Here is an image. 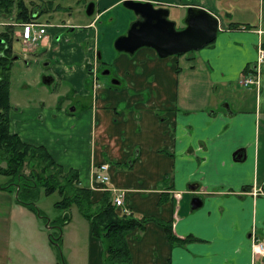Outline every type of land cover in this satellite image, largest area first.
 Returning <instances> with one entry per match:
<instances>
[{
  "label": "crops",
  "instance_id": "obj_1",
  "mask_svg": "<svg viewBox=\"0 0 264 264\" xmlns=\"http://www.w3.org/2000/svg\"><path fill=\"white\" fill-rule=\"evenodd\" d=\"M142 1L168 11L201 6L218 18L217 36L199 50L165 58L149 47L120 53L112 47L114 36L100 56L112 80L96 92L86 90L88 83L84 89L82 75L76 79L78 73L70 69L73 90L87 96L76 117L87 114L88 123L87 166L79 185L98 201L104 190L92 170L106 162L109 185L125 190L128 213L154 219L126 235L132 264H264V251L253 253L251 240L254 234L264 245V66L259 91L238 83L253 68L264 27L246 28L249 23L239 20L232 21L242 24L238 28L222 25L225 0ZM97 2L89 29L122 0ZM124 17L132 22L136 15ZM50 40L44 37L41 45ZM190 184L197 189L190 191ZM254 189L260 191L253 194ZM193 196L202 200L195 210L190 209ZM0 215V264H9L11 223L25 236L31 231L26 217L33 222L35 213L0 189ZM155 219L171 221L173 233L184 241L170 244ZM86 231V250L77 255L74 249L67 264H102V242L92 236L89 222ZM24 245L33 247L27 258L35 264L37 244L30 238Z\"/></svg>",
  "mask_w": 264,
  "mask_h": 264
},
{
  "label": "rangeland",
  "instance_id": "obj_2",
  "mask_svg": "<svg viewBox=\"0 0 264 264\" xmlns=\"http://www.w3.org/2000/svg\"><path fill=\"white\" fill-rule=\"evenodd\" d=\"M23 1L28 9L36 14L40 13L33 22L46 24V31L39 40L25 44L22 40L23 25L15 20L16 7L13 6L11 14L0 15V33L6 31L8 25H13L11 36L14 58L9 70V128L28 143L45 145L63 173L75 171L78 180L82 182L88 159V123L84 122L87 114L82 117L83 120L76 117L85 110L87 96L76 94L73 90L70 69L78 73L76 79L82 75L81 83L84 89L89 84V89L86 90L90 93L95 71L98 87L109 84L112 79L110 74H102L106 68L97 59V53L101 56L114 36L127 31L131 22L125 21L124 15L131 14V10L125 8L122 2L116 3V7H110L95 22L94 27L89 29L86 24L93 19V15L88 16L85 9L88 3L93 2L96 3V12L98 0H53L51 4L47 0ZM168 8V19L176 29L182 28L185 9L175 6ZM260 9L261 0H225L220 11L222 25L226 27L232 21L239 20L261 26ZM46 36L51 37L50 42L41 45V39ZM193 51L195 50L188 52ZM48 75L54 80L50 84H44L42 77ZM123 167L130 168L125 164ZM30 170L26 165L25 172L29 173ZM5 181V177L0 175V182ZM8 193L15 202L16 191L11 189ZM62 199L63 195L58 190L45 193L43 187H39L35 205L41 216L34 212L33 222L26 217L28 228L31 227L30 232L27 230L30 236H24L23 230L14 222L11 223V248L7 252L9 264L29 263L27 253L32 256L33 247L24 245V240L30 238L39 248V253H35L31 259L35 264H67V256L74 249H78L77 255L78 252L84 253L87 248L88 221L76 204L73 203L68 209L56 205ZM65 213L69 214L71 223L67 227L62 226L58 234L54 224ZM2 225L0 218V226ZM48 234H52L54 238L61 236L59 245L50 243Z\"/></svg>",
  "mask_w": 264,
  "mask_h": 264
},
{
  "label": "trees",
  "instance_id": "obj_3",
  "mask_svg": "<svg viewBox=\"0 0 264 264\" xmlns=\"http://www.w3.org/2000/svg\"><path fill=\"white\" fill-rule=\"evenodd\" d=\"M47 2L51 4L53 0ZM13 6L17 10L15 20L19 23H28L40 16V13L36 14L28 9L23 0H0V15L11 14ZM261 23L264 27V0H261ZM241 25L232 22L230 26L238 28ZM244 26L253 27L249 24ZM12 31L13 25H8L7 30L0 33L3 37L0 38V175L6 179L5 182H0V189L7 191L14 189L16 202L34 211L38 216H41V213L35 201L39 187H43L45 193L58 190L63 195V199L56 205L68 209L73 203L76 204L82 216L89 222L92 236L101 240L102 264H132L126 235L134 229L142 231L145 224L154 219L137 218L130 213H117L111 193L108 191H104L98 201H92L90 189L79 185L75 171L63 173L62 168L45 146L25 142L17 133L10 132L9 70L14 58ZM26 165L31 168L29 173L25 172ZM69 220V214L65 213L54 224L58 234ZM155 221L164 229L170 244L184 241L173 233L171 221L156 219ZM60 239L61 236L54 238L52 234H48V240L52 244L59 245Z\"/></svg>",
  "mask_w": 264,
  "mask_h": 264
},
{
  "label": "water",
  "instance_id": "obj_4",
  "mask_svg": "<svg viewBox=\"0 0 264 264\" xmlns=\"http://www.w3.org/2000/svg\"><path fill=\"white\" fill-rule=\"evenodd\" d=\"M122 5L139 19L133 21L124 34L115 38L113 46L118 52L133 54L139 48L149 47L160 58L180 55L199 50L213 42L219 30L218 18L201 6H188L184 26L176 29L174 23L168 19V9L155 7L151 1L123 0ZM85 12L88 16L94 13L93 2L87 4ZM97 54L100 59V53ZM102 74L108 75L109 70L102 71ZM42 82L50 84L53 77L43 76ZM197 187L198 185H188L190 191H195ZM201 205L200 197L191 198L190 209L195 210Z\"/></svg>",
  "mask_w": 264,
  "mask_h": 264
},
{
  "label": "built area",
  "instance_id": "obj_5",
  "mask_svg": "<svg viewBox=\"0 0 264 264\" xmlns=\"http://www.w3.org/2000/svg\"><path fill=\"white\" fill-rule=\"evenodd\" d=\"M22 25H23L22 40L25 44L34 42L37 39L39 40L42 36V33H44L46 30V24L35 21L34 22L30 21ZM263 66H264V42L259 41L256 47V59H255L254 67L252 70L239 77L238 79L239 85L244 88H253L256 91H259L260 74ZM92 82H93L92 90L96 92L98 88V83L95 72L93 73ZM108 170H109V164L106 162H102L96 165V167L93 168L92 170L93 178L95 179V181H99L101 183L102 189L104 191H108L111 193L112 203L114 204V206L122 208V212L128 214V209L124 207L125 190L117 189L109 185L110 176ZM258 191L254 189L253 194H256ZM251 240H252L253 253L264 251L263 242L257 239V237L254 234H252Z\"/></svg>",
  "mask_w": 264,
  "mask_h": 264
},
{
  "label": "flooded vegetation",
  "instance_id": "obj_6",
  "mask_svg": "<svg viewBox=\"0 0 264 264\" xmlns=\"http://www.w3.org/2000/svg\"><path fill=\"white\" fill-rule=\"evenodd\" d=\"M137 19H139V17L136 15V18L134 20H137ZM97 59H98V54H97ZM98 60H100V59H98ZM104 70H107V69H104Z\"/></svg>",
  "mask_w": 264,
  "mask_h": 264
}]
</instances>
